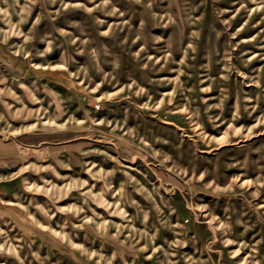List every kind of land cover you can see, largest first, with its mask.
<instances>
[{
    "label": "rangeland",
    "instance_id": "1",
    "mask_svg": "<svg viewBox=\"0 0 264 264\" xmlns=\"http://www.w3.org/2000/svg\"><path fill=\"white\" fill-rule=\"evenodd\" d=\"M0 264H264V0H0Z\"/></svg>",
    "mask_w": 264,
    "mask_h": 264
}]
</instances>
